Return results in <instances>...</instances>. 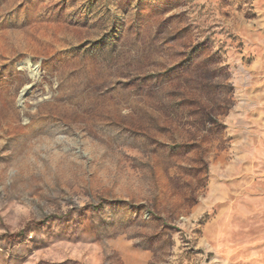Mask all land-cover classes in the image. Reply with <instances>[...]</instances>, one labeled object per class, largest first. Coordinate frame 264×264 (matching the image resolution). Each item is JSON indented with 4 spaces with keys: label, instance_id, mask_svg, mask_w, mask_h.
<instances>
[{
    "label": "rangeland",
    "instance_id": "1",
    "mask_svg": "<svg viewBox=\"0 0 264 264\" xmlns=\"http://www.w3.org/2000/svg\"><path fill=\"white\" fill-rule=\"evenodd\" d=\"M0 264H264V0H0Z\"/></svg>",
    "mask_w": 264,
    "mask_h": 264
},
{
    "label": "bare ground",
    "instance_id": "2",
    "mask_svg": "<svg viewBox=\"0 0 264 264\" xmlns=\"http://www.w3.org/2000/svg\"><path fill=\"white\" fill-rule=\"evenodd\" d=\"M20 67V66H19ZM22 67V66H21ZM27 68V67H26ZM27 69H29V67L27 68ZM31 70V69H30ZM33 72V71H32ZM23 99V98H22Z\"/></svg>",
    "mask_w": 264,
    "mask_h": 264
}]
</instances>
